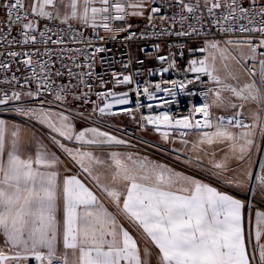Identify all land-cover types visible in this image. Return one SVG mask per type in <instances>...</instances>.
I'll return each instance as SVG.
<instances>
[{
	"label": "snow or ice",
	"instance_id": "obj_1",
	"mask_svg": "<svg viewBox=\"0 0 264 264\" xmlns=\"http://www.w3.org/2000/svg\"><path fill=\"white\" fill-rule=\"evenodd\" d=\"M97 0H83L84 10L78 11V0H71L69 7L71 15L68 18H79L85 23L88 22L89 5L95 4ZM102 7H91L92 19L95 20L97 14H107L111 8L122 12L124 7L121 3L111 4L110 0H99ZM205 6L208 7L209 13L214 9L221 8L220 0H204ZM236 4V0H231V4L225 0V7L229 11V16L236 9L232 7ZM130 7H141L142 4L129 5ZM6 8L20 10L24 8L23 0H12ZM49 7H55V0H34L32 5V13L42 18H52ZM189 12L192 7L185 5ZM239 11L244 12L245 9L240 7ZM153 12L158 9H153ZM261 16L264 17V8L261 9ZM111 17L103 15L102 19L107 21ZM228 17H225L227 19ZM27 19V16H16V21ZM115 19H123V16L117 15ZM11 23V21H10ZM251 23V21H249ZM106 29L108 25H103ZM32 22L23 24V29H33ZM226 31L230 29H225ZM240 32H259L264 36V19L261 20L259 28L244 27L239 28ZM23 43L35 42L36 37L31 36L27 31H23ZM44 33H41L43 36ZM15 42V41H13ZM53 44L61 43L59 40H52ZM46 43V42H45ZM249 44L252 51H256V47L264 48V39L260 41L258 46H252L250 40L244 41ZM210 47L217 48L216 44ZM97 52L102 49L97 48ZM48 54L47 50L46 53ZM12 57L18 55L16 52L9 53ZM28 59L23 63L33 65L36 63L32 59L38 56L39 51L34 53H23ZM264 55V53H261ZM164 61L165 57L159 58ZM193 64L196 61H192ZM200 67H192L194 73H206L211 79L219 83V78L213 76V72L209 70L204 60L200 61ZM0 67L7 68V64H0ZM44 79L47 81L48 76L44 71L46 65H40ZM168 71V69H163ZM33 75H36L35 69ZM59 76L60 73L56 72ZM261 81L264 82V61L260 62ZM199 79V77H197ZM117 84L131 83L128 76H124L122 80H117ZM175 83V82H173ZM47 87V84L44 85ZM157 91L169 93L167 88H161L160 84L156 86ZM181 89L185 85H180ZM233 94L242 99L257 100L264 105V90L256 87L255 84L245 85L247 95H243L244 89L237 91L230 85H225ZM148 93V89H144ZM174 95V93H172ZM195 95L196 93H188ZM29 97L40 95V85L38 83L35 92L26 93ZM101 96L113 97L111 103H105L99 109L101 113H105L107 109H111L113 105H128L130 103L127 92L121 93L119 98L114 92L101 93ZM219 99V93L216 94ZM148 98L155 97L149 94ZM10 99L19 100L20 93L13 92L11 97L5 95L0 98V105L8 103ZM57 100L62 97L57 94ZM79 99V97H76ZM139 103V101H137ZM171 103V101H166ZM149 108L152 105H148ZM196 111L202 114L204 126L211 128L210 122V106L204 104L202 106L193 105ZM236 108L235 104L231 105ZM240 107H243L241 105ZM23 115L30 117L44 116V112H37L35 109H16ZM124 112L131 111L128 108L122 109ZM240 112H235L232 117L228 118V125L239 128L249 129L252 126L244 124L238 117ZM193 113L182 119L175 120V126L189 129L200 128V120L192 123ZM259 119V116L256 117ZM149 123H158L160 121L171 124L172 120L167 114L155 117H144ZM60 120L63 122L60 127L52 124V130L57 132L59 136L66 139H73L71 134V124L67 123L68 118L61 114ZM264 132V126L261 127ZM86 133H92L93 138L84 140ZM254 133L251 131H243L238 135L230 132L224 125V118L221 117L214 133H203L204 140L208 144L214 142V137L220 140H243L240 146V152L246 151V146L251 145L253 141L249 138ZM15 136V132L13 133ZM75 140L84 141L88 144H124L122 139L110 135L108 132L101 131L97 128H89L80 131L74 135ZM167 138V136H165ZM54 143H58L53 138ZM4 146V123L0 121V150ZM63 147V145H61ZM82 157L88 158L89 161L96 164L102 163L91 153H82ZM117 154H113L115 157ZM243 159V156L240 157ZM126 160L132 161L135 165L133 168L124 166L120 159H116V165L120 169L113 177H118L129 182L124 189H109L106 186L107 196L112 198L118 210H120V202L122 201V211L131 221L139 224L143 232L150 237L151 242L159 249L161 264H252L255 253L250 258L247 247L243 238L241 229V208L242 204L239 200L233 199L227 194L218 192L215 188L209 187L195 180H187L190 188H180L173 190L176 183V174L171 172L165 173L163 165L151 167L144 162L133 161L132 157ZM38 167H35L33 165ZM58 164V159L54 153H37L35 160H21L13 153H9L7 165L0 162V230L3 231L6 239L5 244L12 248L19 247L22 252L15 255H6L0 250V264H7L9 261H27L31 256L36 261L43 264L47 260V264H53L54 261L61 260L57 254V235L58 222L56 217V201H57V185L56 173L49 171H41L40 168L52 169ZM83 166V160L81 161ZM215 168L221 169L222 164L216 163ZM138 170H143L144 175H139ZM84 172H90V167H83ZM152 172L155 176L156 183L145 184L138 181H147L150 179L148 172ZM98 179V178H97ZM259 181L264 185V176L259 177ZM179 193V194H178ZM63 201H64V218H63V246L65 249H79L81 264H143L138 253V240L133 237L128 230L122 225L116 223L115 218L109 214L104 206L99 202L98 197L75 175L65 177L63 180ZM111 237V239H107ZM260 233H257V241H259ZM106 249V250H105ZM43 250H46L43 251ZM260 264H264V245H260L259 249Z\"/></svg>",
	"mask_w": 264,
	"mask_h": 264
},
{
	"label": "built area",
	"instance_id": "obj_2",
	"mask_svg": "<svg viewBox=\"0 0 264 264\" xmlns=\"http://www.w3.org/2000/svg\"><path fill=\"white\" fill-rule=\"evenodd\" d=\"M11 2L12 0H6L0 10V64L8 65L7 68L0 67V98L5 95L11 97L13 92L20 94L35 92L39 83L40 95L36 96L39 103L56 106L75 122L82 123L87 128H120L131 136L135 131L184 135L187 131L204 130L208 127L204 126L202 114L196 111L193 105L210 106L212 98L219 91L231 90L225 87L229 84L223 80L219 79L218 83L206 73L192 72L191 68L197 67V62L212 48L211 44H216L219 48V43L226 44L231 51L235 45L247 47L250 55L240 59V63L253 84L264 90V82L260 76V62L264 61V55L261 53H264V48L256 47V51L253 52L249 44L244 43L250 40L252 46H258L264 36L259 32L239 31L241 26L248 28L261 26V20L264 19L261 16L264 0H236V4L232 5L236 10L231 16L230 10L224 6L225 0H220L222 7L214 9L212 13L208 11L211 4L206 7L203 0H151L140 17L139 13L129 6L132 5L131 0H110L111 4L121 3L124 10L118 13L115 8H111L109 13H101L99 22L94 26L75 23L72 20H57L55 16L58 0H55L54 8H48L52 18L34 15L24 1V8L19 13L17 10L6 8L5 5ZM227 2L231 4V0ZM97 4L102 7L99 0ZM185 5L192 7L193 10L189 12ZM237 5L243 7L245 11H239ZM154 8L158 11L153 12ZM18 14L26 15L27 19L16 21ZM103 15L111 18L105 21L102 19ZM117 15L123 16V19H115ZM28 22H32L34 27L24 30L23 24ZM105 23L108 25L107 29L103 26ZM23 31L35 36V42L23 43L24 36L21 35ZM41 33L44 35L41 36ZM52 40L62 42L53 44ZM97 48L102 51L97 52ZM37 50L39 55L32 57L36 63L26 66L23 61L28 57L23 53H34ZM46 50L48 54H45ZM11 52L18 55L12 57L9 55ZM162 56L166 58L164 61L159 59ZM192 61L196 63L193 64ZM42 64L46 65L44 71L48 76L47 81L43 78L44 73L40 67ZM163 69L168 71L165 72ZM56 72L60 75L57 76ZM124 76L130 77L131 83L117 84L116 81L122 80ZM213 76L217 77L214 72ZM45 84L47 87H44ZM157 84H160L162 89H169L170 92L157 91L155 87ZM181 84L185 85L183 89L180 87ZM145 88L148 89V93L144 92ZM108 92L116 93V98L127 92L126 98L130 103L113 105L111 109L101 113L99 109L105 103L112 102L113 97L100 95ZM57 94L62 97L61 100L56 99ZM149 94L155 98L150 100ZM16 101L10 99L8 103L0 105V116L15 117ZM148 105L152 107L149 108ZM262 107L257 135L263 138L264 142V132L261 131V127L264 126V105ZM124 108L131 111L124 112L122 111ZM190 112L194 114L191 122L200 120L201 127L189 129L176 127L175 120L188 116ZM163 114L171 118V124L163 121L149 123L143 119ZM123 117L138 121L139 126L134 129L114 122ZM238 118L249 125V121L242 113ZM226 123L228 125V122ZM236 128L239 130V127ZM255 175L258 176L256 180L264 176V143ZM17 263L18 261L7 262ZM23 264L40 262L30 256ZM43 264H47V260ZM53 264L60 263L54 261Z\"/></svg>",
	"mask_w": 264,
	"mask_h": 264
},
{
	"label": "rangeland",
	"instance_id": "obj_3",
	"mask_svg": "<svg viewBox=\"0 0 264 264\" xmlns=\"http://www.w3.org/2000/svg\"><path fill=\"white\" fill-rule=\"evenodd\" d=\"M6 0L0 1V10ZM27 6V0H23ZM132 5L133 4V0ZM145 5H149L151 0L142 1ZM96 7L99 8L97 2ZM136 9V7H134ZM48 10V8L46 9ZM139 12V11H138ZM139 12V17L142 16ZM92 16V15H91ZM57 20V16H55ZM93 24H85L88 26H94ZM232 47V43L230 44ZM250 55L248 49L244 45L234 46V50L231 51L224 43H219V48H210L207 55L201 59L204 60L209 69L224 82L229 85L237 87V91L244 89L243 95H247V89L245 85H252L251 78L247 75L244 77L241 74H247L240 63V59ZM200 60V61H201ZM200 61L197 62V67H200ZM28 92L20 94V99L16 101V106L22 109H35L38 113L44 112L47 114L44 116L30 117L23 115L15 110V117H5L7 119L18 122L19 124L27 127L30 132L38 137V153H54L59 158L60 165L61 160L67 163L68 172L73 173L77 177L83 179V181L91 186L99 193V196L104 200H111L112 198L107 196L106 186L109 189H124L129 185V182L124 181L121 178L113 179L120 169L116 165V159H120L122 164L128 168H133L135 165L132 161L126 160L127 157H132L133 161L144 162L145 164L155 167L157 165H163L165 173L171 172L176 174V182L180 180H195L202 183L211 184L220 190L227 192L235 198L240 199L245 204V218L249 219V211L251 209H259L262 214V222L264 225V185L256 180L255 183V168L259 166L261 158V150L263 147V138L257 135L259 122L262 115V105L250 97L248 99H242L237 97L231 91H219V99L215 95L210 102V121L211 128L204 130H192L187 131L184 135L181 133H173L163 135L153 131H135L134 135H128L120 128L116 129H104L98 128L101 131L108 132L110 135L115 136L118 139L124 140V144H88L84 141H77L74 138L75 134H78L82 130L89 129L84 124L75 122L67 114L60 111L56 106H49L39 103V98L29 97L26 95ZM235 104L236 108H232L231 105ZM243 105V107H240ZM251 110L252 115H248L247 111ZM241 111L242 115L247 118L249 125L252 127L249 129L241 128L236 130L235 126H229L224 124L228 131L235 134H239L243 131H251L254 134L249 138L253 141L251 145L246 146L244 153L240 152V146L243 144V140H220L213 138L214 142L208 144L203 137V133H214L220 118L233 116L235 112ZM63 114L68 118L67 123L71 124V134L73 139H66L63 136H59L57 132L52 130L51 125L56 124L60 127L63 123L60 120V116ZM259 116V119L256 117ZM252 119H256V125L252 122ZM114 122L123 124L131 128H137L139 122L121 118L120 120H114ZM252 122V123H251ZM167 136V138H165ZM56 138L58 143L53 142V138ZM92 133H86L84 140L92 139ZM63 145V147H61ZM91 153L93 157L97 158L102 163L96 164L89 161L88 158L82 157V153ZM117 154L113 157V154ZM243 156V159L240 157ZM83 160V166L81 161ZM216 163L223 165L221 169L214 167ZM83 167H90V172H84ZM139 175H144L143 170H138ZM150 179L147 181H138L145 184H155V176L152 172H148ZM98 178V179H97ZM253 183L255 185H253ZM255 186V187H254ZM251 202V203H250ZM251 204V206H250ZM116 212L120 213V210L116 207ZM122 213V212H121ZM120 213V214H121ZM60 211L56 206V217L59 225ZM125 224L128 227L134 228L130 220H125ZM247 234V233H246ZM248 238V236H247ZM5 235L0 230V250H3L5 254H15L22 252L17 248H12L10 245L5 244ZM262 244L264 243V227L262 229ZM61 240L57 235V248H61ZM46 252V250H43ZM25 261L20 260L17 264H23ZM62 260L58 263L63 264Z\"/></svg>",
	"mask_w": 264,
	"mask_h": 264
},
{
	"label": "crops",
	"instance_id": "obj_4",
	"mask_svg": "<svg viewBox=\"0 0 264 264\" xmlns=\"http://www.w3.org/2000/svg\"><path fill=\"white\" fill-rule=\"evenodd\" d=\"M133 1H134L133 2L134 5L142 4L141 7H136V9L133 7L134 11L137 13L139 12L143 13V11L148 7L142 2L144 0H133ZM33 2L34 0H27V7L31 11H32ZM70 3H71V0H58L57 7H56V16L58 17V19H60V21L72 20L75 23H79V24H93V23L99 22L101 14H97L95 17V20L93 21L92 16H91L92 13L90 11L91 7L95 6L96 4H90L88 6L89 7V12H88L89 19L87 23H85L83 20L79 18L66 19V16L70 17L71 15V8L69 7ZM203 3H204V0H203ZM83 10H84L83 0H78V11L82 13ZM245 75L249 77L248 74H241L242 77H244ZM247 113L248 115H250L252 114V111L249 110L247 111ZM251 116L252 115H250V117ZM0 121H3L4 123V146H3V149L0 150V162H2L4 165H7L9 153H13L14 155L18 156L21 160L32 159L34 161L38 153V137L35 136L32 132H30L31 130H29L24 125L19 124L18 122L7 119L3 116H0ZM252 122H254V124L256 125V119H252ZM14 132H15V136L13 135ZM57 159H58V164L54 168L52 169H47L43 167L40 168V170L44 172L52 171L56 173V185H57L56 205L57 207H59V211H60V216H59L60 227L58 229V239L61 240V244H62L61 248H57V254L61 257L63 264H81L79 249H76V250L65 249L63 246V218H64V201H63V194H62L63 180L65 177L73 176L74 174L68 172L69 169L65 161L61 160L62 164L60 165L59 158ZM33 166L34 168L38 167L35 164ZM77 178L80 179L90 190L94 192V194L97 195L99 202L104 206V209L115 218L116 223L118 225H122L126 230L130 232V234L133 235L135 239L138 240V253H139L140 259L142 260L143 264H161L159 249L155 246L154 243L151 242L150 237H148L143 232L142 227L139 224L131 221L130 218L126 214L123 213L122 201L120 202V213L122 212L120 214L116 212L117 206L112 201V199L110 201L108 199L107 200L102 199L99 196V193H97V191L94 190L91 186L86 184L83 181V179H81L80 177H77ZM202 184H207V183H202ZM207 185L209 187L215 188L218 192L227 194L231 196L233 199H237L241 202L242 204L241 229H242L243 238H244V241L247 247V252L250 258L255 253V258L252 260V264H260L259 249H260V245H264V243L262 244L261 242L262 241L261 239L262 229L264 227L263 222H262L261 210L256 209V208L251 209L249 219L247 218L246 220L245 204L243 201H241L238 198L233 197L227 192H224L211 184H207ZM185 187L190 188L191 185L186 183L185 181L180 180L179 182H176L173 185V190H177V189L185 188ZM125 220L127 221L130 220L133 224H135V227L134 228L128 227L125 224ZM258 232L260 233L259 241H257ZM107 239H111V237H107ZM122 264H127V262H122Z\"/></svg>",
	"mask_w": 264,
	"mask_h": 264
},
{
	"label": "bare ground",
	"instance_id": "obj_5",
	"mask_svg": "<svg viewBox=\"0 0 264 264\" xmlns=\"http://www.w3.org/2000/svg\"><path fill=\"white\" fill-rule=\"evenodd\" d=\"M229 117H232V116H229ZM229 117H225V118H224V124H227L226 122H228V118H229ZM235 128H236V127H235ZM239 129H241V128H239ZM236 130L239 131L237 128H236ZM257 178H258V176L255 175V179H254V181H253L254 183H255V181H256ZM254 183H253V184H254ZM249 214H250V211H249Z\"/></svg>",
	"mask_w": 264,
	"mask_h": 264
}]
</instances>
